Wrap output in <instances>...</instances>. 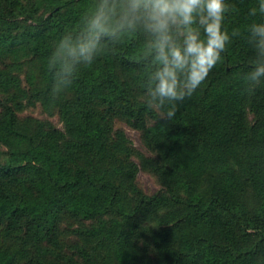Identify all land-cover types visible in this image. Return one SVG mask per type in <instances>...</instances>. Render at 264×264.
Listing matches in <instances>:
<instances>
[{"label": "trees", "instance_id": "trees-1", "mask_svg": "<svg viewBox=\"0 0 264 264\" xmlns=\"http://www.w3.org/2000/svg\"><path fill=\"white\" fill-rule=\"evenodd\" d=\"M97 2L0 0V264H264V80L243 79L260 0H225L241 34L171 121L146 106L140 32L53 97L48 58Z\"/></svg>", "mask_w": 264, "mask_h": 264}, {"label": "clouds", "instance_id": "clouds-1", "mask_svg": "<svg viewBox=\"0 0 264 264\" xmlns=\"http://www.w3.org/2000/svg\"><path fill=\"white\" fill-rule=\"evenodd\" d=\"M231 9L225 0H98L93 10L83 15L76 32L64 34L47 61L52 77L53 97L67 90L83 67L109 50L105 41L120 42L128 33L140 32L145 45L140 62L146 69L145 103L171 121L178 103L190 98L221 62V53L239 36L222 30L226 13ZM259 12L264 14V0ZM257 9L250 10L255 16ZM247 39L257 60L244 76L246 91L254 92L264 80V22L252 23Z\"/></svg>", "mask_w": 264, "mask_h": 264}, {"label": "rangeland", "instance_id": "rangeland-1", "mask_svg": "<svg viewBox=\"0 0 264 264\" xmlns=\"http://www.w3.org/2000/svg\"><path fill=\"white\" fill-rule=\"evenodd\" d=\"M34 115H39V116H45V114L41 113L42 109L40 106L35 107L32 111H31ZM52 122H54L57 126L61 127V124L59 123V121L57 120L56 116L51 117ZM124 130L126 135L129 137V139L131 140V142L133 143V145L138 149L141 150L142 152L148 154L147 150L144 148V146L142 145V141L140 138V134L138 131H136L135 129L127 126V125H123ZM138 176V180L140 185L142 186V188L147 191V192H154L157 189V184L155 182V179L153 178L152 175H150L149 173L143 171V170H139L137 173Z\"/></svg>", "mask_w": 264, "mask_h": 264}]
</instances>
